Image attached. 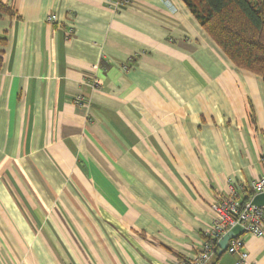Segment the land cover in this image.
Segmentation results:
<instances>
[{
    "label": "crops",
    "instance_id": "1",
    "mask_svg": "<svg viewBox=\"0 0 264 264\" xmlns=\"http://www.w3.org/2000/svg\"><path fill=\"white\" fill-rule=\"evenodd\" d=\"M263 169L262 78L183 0H0V264L191 259Z\"/></svg>",
    "mask_w": 264,
    "mask_h": 264
},
{
    "label": "trees",
    "instance_id": "2",
    "mask_svg": "<svg viewBox=\"0 0 264 264\" xmlns=\"http://www.w3.org/2000/svg\"><path fill=\"white\" fill-rule=\"evenodd\" d=\"M183 2L232 64L259 75L264 85V0Z\"/></svg>",
    "mask_w": 264,
    "mask_h": 264
},
{
    "label": "built area",
    "instance_id": "3",
    "mask_svg": "<svg viewBox=\"0 0 264 264\" xmlns=\"http://www.w3.org/2000/svg\"><path fill=\"white\" fill-rule=\"evenodd\" d=\"M103 2L113 9H119L128 6L131 0H103ZM46 19L52 22L55 17L49 15ZM251 190L254 192L253 195L264 192V169L262 174L251 182ZM210 209L212 225L205 233L200 251L191 259H180L172 264H207L218 249V241L235 225H240L244 233L258 237L264 236V206L253 204L251 199L241 204L234 194L220 196L211 203ZM226 250L239 255L236 264H241L247 258L240 236L231 238Z\"/></svg>",
    "mask_w": 264,
    "mask_h": 264
},
{
    "label": "water",
    "instance_id": "4",
    "mask_svg": "<svg viewBox=\"0 0 264 264\" xmlns=\"http://www.w3.org/2000/svg\"><path fill=\"white\" fill-rule=\"evenodd\" d=\"M251 202L258 206H264V192L255 194L252 197ZM242 232V227L240 225H235L227 231L218 241L219 252H222L227 247L228 241L231 238L241 234Z\"/></svg>",
    "mask_w": 264,
    "mask_h": 264
},
{
    "label": "bare ground",
    "instance_id": "5",
    "mask_svg": "<svg viewBox=\"0 0 264 264\" xmlns=\"http://www.w3.org/2000/svg\"><path fill=\"white\" fill-rule=\"evenodd\" d=\"M253 196H254V195H253ZM253 196H252V197H253ZM252 197H251V199H252Z\"/></svg>",
    "mask_w": 264,
    "mask_h": 264
}]
</instances>
